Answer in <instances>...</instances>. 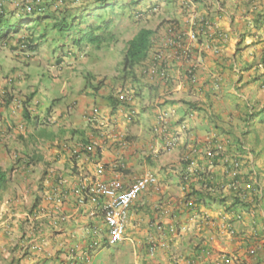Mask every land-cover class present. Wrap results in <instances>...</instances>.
<instances>
[{
  "label": "crops",
  "instance_id": "1",
  "mask_svg": "<svg viewBox=\"0 0 264 264\" xmlns=\"http://www.w3.org/2000/svg\"><path fill=\"white\" fill-rule=\"evenodd\" d=\"M7 1L4 10L13 8ZM76 2L83 0L65 6ZM187 3L194 10L187 11ZM149 5L156 13L143 27L154 29L152 44L126 79L119 67L98 69L106 66L103 55L88 61L82 51L66 59V48L55 46L50 58L29 55L28 66L50 78L44 107L20 71L6 64L22 50L16 38L0 48V167L8 170L0 190V264H105L102 250L95 251L112 246L103 241L100 208L75 190L97 177L128 184L146 172L156 184L128 206L120 243L131 247L117 253L114 264H264L251 249L264 241L257 213L246 207L229 213L232 192L222 184L223 163L238 154L247 162L242 174L250 173L264 197V0H143L138 7ZM155 53L163 55L166 79L145 73ZM9 76L11 83L4 80ZM123 81L134 90L131 121L115 101ZM23 99L24 108L18 105ZM92 108L97 111L87 121ZM160 113L176 139L170 149L162 147L169 136L155 129ZM215 131L231 141L209 166L203 149ZM77 144H92L93 152L73 154ZM187 168L188 186L200 193L191 206L180 190ZM205 168L215 180L207 190L199 175Z\"/></svg>",
  "mask_w": 264,
  "mask_h": 264
},
{
  "label": "trees",
  "instance_id": "2",
  "mask_svg": "<svg viewBox=\"0 0 264 264\" xmlns=\"http://www.w3.org/2000/svg\"><path fill=\"white\" fill-rule=\"evenodd\" d=\"M71 1L73 3L77 0H8L7 2H10L13 6V8L9 10H4V8H2L3 3L0 4V48L9 47L8 43L16 38V47L35 51L39 48L40 43H44V41L49 42L50 44L57 42L58 40L61 42L65 41L66 35L64 36V34H69V31L73 30L75 34L73 35L71 41H69V46L66 45V43H60L58 47L55 46V48L60 50L66 48V51H64V55H68L71 58L75 54L73 50L74 46H76V50L80 52L89 46L99 49L103 46H108L112 42L116 41L117 34L114 33V26L112 25L113 20L110 18V16L115 15L114 13L116 7L118 10H121L120 16L125 13V10L130 11L127 13V17H131L134 15L135 18L156 13V11L154 10V8L156 7L155 5H149L146 10H142V8L140 7L138 8V5L143 0H125V2H123V0H91V2L79 6L77 7V9L69 10V8L65 6V4L67 5V3H71ZM116 1H118V4ZM25 5L28 6L31 10L30 13H26V11L20 9ZM53 6L54 8L51 9ZM107 7L109 10V17L107 19L100 18V13L98 14L96 12H98L99 10L106 11V9L104 8ZM189 9L190 11H192V4L187 3L186 10L188 11ZM77 12H79L83 16L85 15L86 20H88V23H86L83 27H79L74 23V20L79 17L75 15V13ZM45 20H47V22L43 24L42 22ZM33 23L34 26L31 25ZM41 23L42 27L39 26ZM201 23V26H206L207 22L205 23V20H203L201 21ZM56 33L57 35H55ZM153 33L154 29L140 27L132 37L126 40L120 60V72L126 74L123 77L124 79L127 78V74H130L135 66L139 65L147 57L148 51L152 44L151 36L153 35ZM175 38L177 39V37ZM37 40H40L38 42V45L35 44ZM62 60L63 58L61 59V61ZM263 62L264 56H262V63ZM149 67H156L159 72L167 71L164 60L162 59L157 60L155 58H152ZM156 72L157 71H155L154 73ZM190 82H196V76L194 74L191 75ZM261 82L262 84H264V72L262 73ZM122 89L124 92L126 91L124 88ZM115 101L121 104V106H124L125 109H127L125 96L123 99H116ZM167 124L169 125V122L166 119L165 124L163 125V131L161 132V137L166 135L167 137L169 136L167 139H175L174 136H171L169 134ZM180 126L183 129L186 127V125L183 123ZM225 138L227 140V149L231 140L228 136H225ZM196 148H198V146ZM224 153L225 152L216 156L214 160L220 158ZM188 159L189 156H187L184 161L186 162L188 161ZM207 160L210 163V159L207 158L206 161ZM245 164H247L246 160H242V156L238 154L231 156L226 160V162L223 163L226 168V180H223L222 184L224 185V187L226 186L228 188L229 192H232V195L229 197L231 199V204L228 208V211L229 213H234L236 207H246L247 209L250 208V212H252L253 210L257 213L253 215L255 219L258 220L257 224L259 225L260 223L262 227H264V217L260 214L261 209L258 208L259 206L257 204L258 200L260 201L262 198V190L259 191V187L253 179L250 181L248 180L247 176L248 174H250L248 171V174H242L241 171L243 170V166ZM208 165L212 166L213 164L210 163ZM207 169L205 168L203 169L205 171L199 173L200 177L203 176L201 177V179H203L202 185L206 190L215 184L214 176L212 177V174L207 171ZM187 171L188 168L183 173V175H190L189 173H187ZM232 172L235 173L233 176ZM7 173L8 170L1 169L0 167V190L6 180ZM184 183L185 181H183L182 179L181 185H183ZM237 183H239V185L241 183V185L239 186ZM187 185L190 184L188 183ZM235 185H237V187ZM192 193L197 197V199H199L198 196L200 195V193ZM190 195L192 194L190 193ZM218 201H223V199ZM262 231L264 232V228L260 232V235H263L264 237ZM257 252H260L264 256V253L260 248H258V250H256L254 253ZM242 264L245 263L242 262Z\"/></svg>",
  "mask_w": 264,
  "mask_h": 264
},
{
  "label": "built area",
  "instance_id": "3",
  "mask_svg": "<svg viewBox=\"0 0 264 264\" xmlns=\"http://www.w3.org/2000/svg\"><path fill=\"white\" fill-rule=\"evenodd\" d=\"M28 1V0H26ZM3 3V0H0V4ZM20 9L26 11V13H30L31 10L28 6L21 7ZM191 39H195L193 33L190 35ZM162 57L157 55L155 59L160 60ZM157 71L156 67H150L149 74ZM161 76H165L163 71L159 72ZM120 99H123L124 96L120 95ZM127 99V97H126ZM165 114H159L157 117V128L156 130L163 131L165 124ZM176 139H168L164 142L163 148L170 149L175 145ZM205 142L208 143V147L203 149V153L206 158L210 159V163L213 164V160L219 154L226 151L227 140L225 137L212 134L207 137ZM87 151L92 150V146L88 145L84 147ZM77 149L73 151L75 153ZM195 151V150H194ZM197 151V149H196ZM222 156V155H221ZM185 156L184 159H186ZM220 157V156H219ZM209 163V164H210ZM103 172L102 166L97 167V175H100ZM235 173L232 172V176ZM185 181L183 185H181V191L186 195L190 193V189L188 187V183L190 182L189 175L185 174L181 178ZM156 177L151 172H146L141 176L134 178L130 183L126 184L120 179H111V180H103L99 177L90 180L89 182L80 184V187L75 190L76 192L81 191L83 194L85 193L86 199L94 204H97L100 208V214L102 217V221L104 224V228L106 231L107 243L109 245L116 244L117 242L122 241L126 238V224H127V208L128 206L137 199L140 192L148 188L152 184H156ZM234 184V183H233ZM239 185V183H237ZM232 185V184H231ZM241 185V183H240ZM239 185V186H240ZM237 187V185H235ZM189 199L186 204L190 205L193 200V194L189 195ZM260 248L264 253V241L259 245L252 247V252L254 253L256 250ZM150 252L154 250V245L149 247ZM183 264H192V260H185ZM239 264H242L239 263Z\"/></svg>",
  "mask_w": 264,
  "mask_h": 264
},
{
  "label": "rangeland",
  "instance_id": "4",
  "mask_svg": "<svg viewBox=\"0 0 264 264\" xmlns=\"http://www.w3.org/2000/svg\"><path fill=\"white\" fill-rule=\"evenodd\" d=\"M81 1L82 0H80V2ZM88 2H91V0H86V1L83 0V2H81V3L76 2L77 5H74V6L79 7V6L84 5ZM116 2L118 4V1H116ZM123 2H125V0H123ZM73 9H77V7H69V10H73ZM104 9H106V11H102V10L100 11L99 10L96 13H98V14L100 13V15H99L100 18L107 19L109 17V10H108V7L104 8ZM120 11L121 10H118L116 7L115 13H114L115 15L110 16V18L114 21L113 22L114 33L117 34L116 41L112 42L108 46H103L102 48H99V49H96L92 46H89V47L83 49V51L87 52L83 55V59L87 57L88 61H90L93 57H99L100 55H103L102 59H103V62L106 63V66L105 67H99L98 66V69L101 72H102V70H106V71H104L106 73L117 71L118 67L120 70L121 69L120 60L122 57V51L124 49V45H125L126 40L129 39L130 37H132L134 35V33L140 27H143L144 25L149 24V18H146L147 16L135 18L133 15L131 17H127L126 16L127 13L130 12L128 10H125V13L120 16ZM78 13L79 12L75 13V15H77L79 17L74 20V23L79 27H83L86 23H88L87 22L88 20H86L85 15L83 16L82 14H80V13L78 14ZM154 14L155 13L149 14L150 20H152V21H153V18L155 16ZM46 22H47V20L43 21L42 23L44 24ZM42 23L39 25L40 27H42ZM31 25L34 26V23ZM74 34H75V32L73 30H70L69 34H64V36L66 35V38H65V41L67 40L66 42L65 41L61 42L58 40L57 42L50 44L49 42L44 41V43H40L39 48L35 51L34 50H28V49L20 50L15 55L16 62L12 63L11 61H8L6 63L8 66L14 65L16 67V69L20 71V73L22 74V78L24 80L25 86L27 85L29 88H32L35 91L36 97L38 98V100H40V106L41 107H44L45 105L48 104L49 97H48V93H47V90L45 89L44 85H47V84L49 85V79L50 78L48 77L46 71L34 70L30 65L28 66L29 55L32 58H33V56L39 57V58H45V56H48L50 58L53 56L54 46L58 47V45L60 43H66V45L69 46V41H71ZM55 35H57V33ZM1 48L6 49L7 47H1ZM73 50L75 53H79L80 55L83 54L82 51L78 52L76 50V46L73 47ZM32 52H34V53H32ZM65 57H66V59L70 58L68 55H65ZM4 58H5V60L7 59L5 54H4ZM87 59H86V61H87ZM0 60H2L1 54H0ZM67 61H69V60H67ZM38 63L41 64V62H38ZM106 75H107V78L110 76L108 74H106ZM124 82L125 81H123L122 84ZM164 116H165V119H167V114H165ZM257 204L259 206V207L258 206L257 207L259 209H261L262 216L264 217V197H263V199L261 198L260 201L258 200ZM130 247L131 246H129V244L123 245L122 243L118 242L117 244H114L108 248H106V247L101 248L100 246H98L95 251L102 250L101 256L106 261L105 264H114L113 258L117 255V253L124 252L127 249L130 250ZM94 263L95 264H101V262H98V261H94Z\"/></svg>",
  "mask_w": 264,
  "mask_h": 264
},
{
  "label": "clouds",
  "instance_id": "5",
  "mask_svg": "<svg viewBox=\"0 0 264 264\" xmlns=\"http://www.w3.org/2000/svg\"><path fill=\"white\" fill-rule=\"evenodd\" d=\"M139 8V7H138ZM140 8H142L141 6H140ZM142 10H143V8H142ZM192 10H194V6L192 5ZM114 22V21H113ZM113 25V24H112ZM169 31H172V28H169ZM191 33H193L194 34V32H191ZM195 36V35H194ZM194 40V39H193ZM22 50H23V48H21ZM157 55H160L162 58V60H164V58H163V55L161 54V53H155L154 54V56H153V58H155ZM70 59V58H69ZM149 70H150V67L146 70V72L145 73H148L149 74ZM165 73V76H161L160 75V73H159V71L157 70V72L156 73H151V74H158L162 79H166L167 78V71L166 72H164ZM192 74H194V72L192 71V70H188L187 72H186V76H187V78H188V80L190 81V77H191V75ZM195 75V74H194ZM12 76H9V77H7L6 79H5V81L7 82V83H11L12 82ZM263 86H264V84H263ZM122 88H124L126 91L124 92L123 91V89ZM124 92V93H123ZM120 95H123V96H125V97H127V99H126V103H127V107L130 105V103H131V101L133 100V97H134V90L132 89V87L131 86H127V84H121V86L116 90V93H115V98L116 99H118V100H120V98H119V96ZM25 101V99H23L22 101H18V105L19 106H21L22 108H24V106H23V102ZM31 101V100H30ZM37 103V101L35 100L34 101V104H36ZM96 111H97V108H92L89 112H88V114H87V116L85 117L86 118V120L87 121H90L91 120V116L93 115V114H95L96 113ZM126 115H125V117H126V119L128 120V121H131L132 120V116L134 115V110L133 109H126ZM160 114H165V113H160ZM158 117V116H157ZM156 125H157V119H156ZM19 130H22L23 129V125L22 124H19ZM212 134H217V135H220V136H223V137H225L222 133H220V132H213ZM211 134V135H212ZM210 135V136H211ZM88 145H91L92 146V150L91 151H87L86 149H84V147H86V146H88ZM93 145L92 144H87V145H85V144H77V146L74 148V150L75 149H77V151L75 152V153H73V151H72V153L73 154H78L79 152H88V153H92L93 152ZM246 159H248L247 157H246ZM242 160H244L245 161V159L244 158H242ZM189 189H190V187H189ZM180 190H181V183H180ZM182 192V191H181ZM190 193L191 194H193L192 193V190L190 189ZM190 193L189 194H184V196H185V198H186V202H187V200L189 199V195H190ZM193 197H194V195H193ZM187 205V204H186ZM191 205H193V200L191 201V204L190 205H187V206H191ZM102 231V230H101ZM105 235V236H104ZM103 236H104V238H103V241L107 244V245H109L108 243H107V237H106V231H105V228H104V231H103ZM105 243L104 244H102V245H105ZM114 245V244H113ZM94 246H97V245H94Z\"/></svg>",
  "mask_w": 264,
  "mask_h": 264
}]
</instances>
